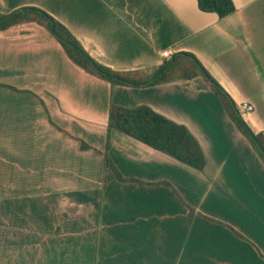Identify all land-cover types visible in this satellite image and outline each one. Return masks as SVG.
Returning a JSON list of instances; mask_svg holds the SVG:
<instances>
[{
	"label": "crops",
	"instance_id": "crops-1",
	"mask_svg": "<svg viewBox=\"0 0 264 264\" xmlns=\"http://www.w3.org/2000/svg\"><path fill=\"white\" fill-rule=\"evenodd\" d=\"M233 3L222 18L196 0H0V12L44 9L114 70L155 67L163 50L191 52L236 106L253 105L240 114L264 135V0ZM111 101L184 124L203 170L112 129L108 154L137 181L119 180L103 166ZM29 113L42 122L26 133L0 126L1 182L65 189L3 192L0 264H264V163L201 76L111 85L41 25L19 23L0 30V125ZM42 130L54 138H35Z\"/></svg>",
	"mask_w": 264,
	"mask_h": 264
},
{
	"label": "trees",
	"instance_id": "trees-1",
	"mask_svg": "<svg viewBox=\"0 0 264 264\" xmlns=\"http://www.w3.org/2000/svg\"><path fill=\"white\" fill-rule=\"evenodd\" d=\"M196 2L200 10L214 12L219 18L235 11L233 0H196ZM30 21L45 28L58 41L72 62L111 85L146 87L176 79H192L201 76L219 99L235 127L248 140L264 163V135L251 129L242 118L230 95L193 53L177 52L161 64L148 69L114 70L94 59L68 28L44 9L27 5L7 13L0 12V30ZM112 129H117L198 170H203L205 166V156L201 146L184 124L175 122L146 104L125 106L111 101L107 115L103 166L105 169H111L121 181L137 180L124 177L108 154ZM78 140L81 149L91 148L85 141ZM232 229L242 237L234 228ZM260 254L264 257L261 252Z\"/></svg>",
	"mask_w": 264,
	"mask_h": 264
},
{
	"label": "rangeland",
	"instance_id": "rangeland-1",
	"mask_svg": "<svg viewBox=\"0 0 264 264\" xmlns=\"http://www.w3.org/2000/svg\"><path fill=\"white\" fill-rule=\"evenodd\" d=\"M11 94H13V93H11ZM23 94L27 95V94H29V92H26V93H23ZM214 96H215V94H214ZM217 100L219 101L218 98H217ZM219 103L221 104L220 101H219ZM32 114L33 113H29V114L24 115L23 117H20L22 119L18 118L20 120H18V119H15V120L14 119H8L5 122L1 123L0 126H2L3 124L6 123L4 126H2V130L3 131H6V129L7 130L10 129V133H13V131H15V132H17V131L21 132L22 131L23 133H26V132H28L30 130V127L36 126L34 128H37V125H39L42 122V120H40L38 117L31 116ZM15 126H17V128ZM38 127H40V126H38ZM22 128H25V129H22ZM43 130L41 131L42 132V136L35 135V138L42 137L41 140L43 139L45 141H50L51 139L54 138L53 135L50 137V136H48V134H47V137H45V135L43 133ZM0 131H1V129H0ZM11 136H10V139L12 138ZM8 137H9V135L6 138H8ZM75 139H77V141L79 142L78 138H75ZM60 142L61 141H59V143ZM65 149L66 148L64 146H62V145L58 146L57 147V152L59 154L60 153L61 154H65L67 152V150H65ZM62 185L63 184H61V183H55L54 184V183H50V182L36 183V184H30V183H22V184H18V183H3V182H1V179H0V201H1L2 194H3L4 191L7 192V191H18V190H20V191L24 192V191H34V190H39V191L63 190L65 188H63ZM67 186L76 187V186H79V185L74 183V184H67Z\"/></svg>",
	"mask_w": 264,
	"mask_h": 264
},
{
	"label": "built area",
	"instance_id": "built-area-1",
	"mask_svg": "<svg viewBox=\"0 0 264 264\" xmlns=\"http://www.w3.org/2000/svg\"><path fill=\"white\" fill-rule=\"evenodd\" d=\"M161 55L164 56L165 58L170 57L171 52L169 50H163L161 52ZM238 110L240 113H247L251 112L253 110V105L249 102H240L237 106Z\"/></svg>",
	"mask_w": 264,
	"mask_h": 264
}]
</instances>
